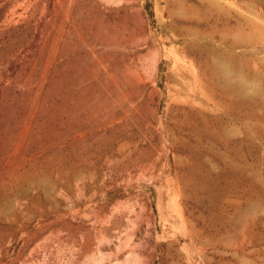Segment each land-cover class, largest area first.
<instances>
[{
  "label": "rangeland",
  "instance_id": "374dc122",
  "mask_svg": "<svg viewBox=\"0 0 264 264\" xmlns=\"http://www.w3.org/2000/svg\"><path fill=\"white\" fill-rule=\"evenodd\" d=\"M0 264H264V0H0Z\"/></svg>",
  "mask_w": 264,
  "mask_h": 264
}]
</instances>
